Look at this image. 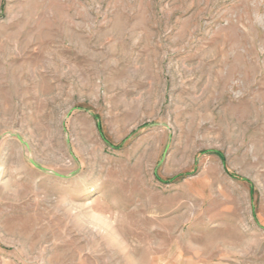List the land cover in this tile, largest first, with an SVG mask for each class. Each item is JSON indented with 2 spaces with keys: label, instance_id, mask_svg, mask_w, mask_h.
I'll return each instance as SVG.
<instances>
[{
  "label": "rangeland",
  "instance_id": "374dc122",
  "mask_svg": "<svg viewBox=\"0 0 264 264\" xmlns=\"http://www.w3.org/2000/svg\"><path fill=\"white\" fill-rule=\"evenodd\" d=\"M0 264H264V0H0Z\"/></svg>",
  "mask_w": 264,
  "mask_h": 264
},
{
  "label": "trees",
  "instance_id": "16d2710c",
  "mask_svg": "<svg viewBox=\"0 0 264 264\" xmlns=\"http://www.w3.org/2000/svg\"><path fill=\"white\" fill-rule=\"evenodd\" d=\"M121 147V145H119L117 148Z\"/></svg>",
  "mask_w": 264,
  "mask_h": 264
}]
</instances>
